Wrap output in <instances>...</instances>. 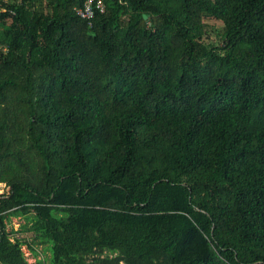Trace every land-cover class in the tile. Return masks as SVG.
Here are the masks:
<instances>
[{
  "label": "trees",
  "instance_id": "1",
  "mask_svg": "<svg viewBox=\"0 0 264 264\" xmlns=\"http://www.w3.org/2000/svg\"><path fill=\"white\" fill-rule=\"evenodd\" d=\"M83 1L0 0V264H264V0Z\"/></svg>",
  "mask_w": 264,
  "mask_h": 264
},
{
  "label": "rangeland",
  "instance_id": "2",
  "mask_svg": "<svg viewBox=\"0 0 264 264\" xmlns=\"http://www.w3.org/2000/svg\"><path fill=\"white\" fill-rule=\"evenodd\" d=\"M207 21L210 25H213V26L209 25V30L210 31L213 30V32H209V33H210V36L212 37V40L213 39L215 40L217 38V36L215 35L214 29L216 27H218L220 24H217V23L214 24V22H212L210 20H207ZM5 191H7L5 184L0 182V193H3ZM25 221H26V219L23 216L12 217L11 222L8 223V229L13 228V227L15 229H18L21 226V224H23ZM23 250H24V252L28 258L29 263L30 264H36V257L31 252L30 248L27 245H24ZM38 250H39V256H41V257L45 256L47 258L50 256V251L44 250L43 245H39Z\"/></svg>",
  "mask_w": 264,
  "mask_h": 264
},
{
  "label": "built area",
  "instance_id": "3",
  "mask_svg": "<svg viewBox=\"0 0 264 264\" xmlns=\"http://www.w3.org/2000/svg\"><path fill=\"white\" fill-rule=\"evenodd\" d=\"M107 0H84L82 5L76 7L77 14L92 23L97 13L106 10Z\"/></svg>",
  "mask_w": 264,
  "mask_h": 264
},
{
  "label": "water",
  "instance_id": "4",
  "mask_svg": "<svg viewBox=\"0 0 264 264\" xmlns=\"http://www.w3.org/2000/svg\"><path fill=\"white\" fill-rule=\"evenodd\" d=\"M145 17H146V15H145Z\"/></svg>",
  "mask_w": 264,
  "mask_h": 264
}]
</instances>
